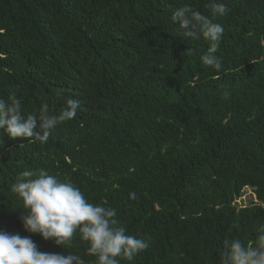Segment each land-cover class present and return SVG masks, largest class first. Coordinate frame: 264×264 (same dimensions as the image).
I'll list each match as a JSON object with an SVG mask.
<instances>
[{
    "label": "trees",
    "instance_id": "16d2710c",
    "mask_svg": "<svg viewBox=\"0 0 264 264\" xmlns=\"http://www.w3.org/2000/svg\"><path fill=\"white\" fill-rule=\"evenodd\" d=\"M210 2L0 0V97L15 91L26 113L81 105L44 144L0 130V230L95 264L78 236L64 248L23 228L11 185L44 169L151 240L121 264H220L224 239L252 243L264 224V0H219L220 71L201 62L208 42L172 20L185 3L210 15ZM248 187L256 201L239 204Z\"/></svg>",
    "mask_w": 264,
    "mask_h": 264
},
{
    "label": "clouds",
    "instance_id": "9594fccd",
    "mask_svg": "<svg viewBox=\"0 0 264 264\" xmlns=\"http://www.w3.org/2000/svg\"><path fill=\"white\" fill-rule=\"evenodd\" d=\"M207 7L210 15L185 3L175 9L172 20L179 23V29H184L185 38L202 36L208 42L201 62L220 71L223 64L217 52L224 27L214 18L224 16L228 9L219 0H211ZM229 97L230 93L225 92L223 98ZM80 106L78 99L68 98L59 113L50 112L47 103L42 104L38 113H26L22 98L12 91L7 99L0 97V130L12 139L31 138L44 144L62 122L77 116ZM11 191L22 201L24 211L20 219L26 231L38 233L64 248L78 236L88 245L87 254L96 258L95 264L132 261L150 247V239L128 234L116 219L115 208L89 202L75 183L58 179L44 169L23 171L11 185ZM130 198L135 199V193H130ZM0 264H86V261L74 253L41 252L30 237L0 230ZM220 264H264V224L259 225L252 243L224 239Z\"/></svg>",
    "mask_w": 264,
    "mask_h": 264
},
{
    "label": "rangeland",
    "instance_id": "374dc122",
    "mask_svg": "<svg viewBox=\"0 0 264 264\" xmlns=\"http://www.w3.org/2000/svg\"><path fill=\"white\" fill-rule=\"evenodd\" d=\"M253 201H256V198H255L252 188H249V187L245 189L242 197L239 198L238 200L239 204H243V205H249Z\"/></svg>",
    "mask_w": 264,
    "mask_h": 264
}]
</instances>
